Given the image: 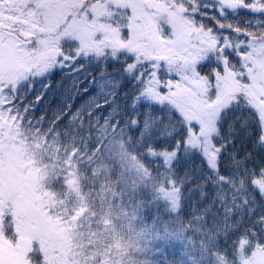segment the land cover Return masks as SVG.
<instances>
[{"label":"trees","instance_id":"trees-1","mask_svg":"<svg viewBox=\"0 0 264 264\" xmlns=\"http://www.w3.org/2000/svg\"><path fill=\"white\" fill-rule=\"evenodd\" d=\"M174 1L195 27L221 41L264 40V22L257 23L264 10L232 9L222 0ZM112 16L109 23L126 40L129 11ZM77 45L64 40L63 65L9 97L28 135L43 140L41 151L53 149L55 161L42 162L60 168L47 170L45 189L64 208L81 211L69 239L70 263L243 264L263 249L264 225L253 230L247 218L238 224L239 212L226 218L225 209L234 207L233 198L243 199L242 184L264 180V101L240 95L217 112L211 137L216 159L209 166L186 143L194 122L184 115L181 92L165 97L180 80L179 69L162 62L153 75V64L134 66L141 60L136 51L111 44L76 55ZM224 53L199 61L194 73L211 81L225 66L242 70L243 54ZM148 79L159 85L160 102L145 97ZM109 101L111 107H98ZM69 175L78 192L66 190ZM170 183L178 192L176 208L165 198Z\"/></svg>","mask_w":264,"mask_h":264},{"label":"rangeland","instance_id":"rangeland-1","mask_svg":"<svg viewBox=\"0 0 264 264\" xmlns=\"http://www.w3.org/2000/svg\"><path fill=\"white\" fill-rule=\"evenodd\" d=\"M24 1L14 4L8 22H0V70L9 75L13 93L27 81L63 65L64 40L77 42L76 55L111 44L136 51V59L141 60L134 66L153 64V75L159 63L169 62L181 75L176 85H169L165 97L181 92L184 115L194 122L186 143L209 166L216 159L211 137L217 112L240 95L264 101V40L221 41L216 34L195 27L174 0L147 4V13L143 0H43L41 6L36 4L40 0ZM125 11H129V20L123 40L119 26L109 22L112 15ZM164 28L168 29L165 34ZM225 50L243 54L242 70L228 71L225 66L224 73H214L211 81L194 73L196 63L224 55ZM5 65L13 67L6 72ZM148 85L145 97L160 102L159 85L149 79ZM3 91L0 89V264H71L69 239L81 211L64 208L45 189L47 170L60 168L55 162L48 166L42 162L54 159L53 149L41 151L43 140L34 139L35 132L28 135ZM192 109L194 113H189ZM262 120L264 134V116ZM62 166L68 170V165ZM69 176L66 190L78 192L75 178ZM165 195L176 208L179 198L174 185L170 183ZM116 248L124 250L120 242ZM243 264H264V248Z\"/></svg>","mask_w":264,"mask_h":264},{"label":"snow or ice","instance_id":"snow-or-ice-1","mask_svg":"<svg viewBox=\"0 0 264 264\" xmlns=\"http://www.w3.org/2000/svg\"><path fill=\"white\" fill-rule=\"evenodd\" d=\"M222 3H225L232 9H235L237 5H239L241 8L248 9L253 12L264 10V0H222ZM261 22L264 21H257V23ZM106 106L111 107L112 102L109 101L107 105H98V107L101 108ZM133 107H135L134 104ZM113 111H115L114 108ZM109 122L111 121L109 120ZM259 142L264 144V134L260 136ZM261 175H264V168L261 169ZM242 187H244L245 192L243 199L237 203L235 198H233L234 207L225 209L226 218L236 215V212L238 211L239 216L237 223L242 224L245 222V218H247L248 221L252 222L251 227L255 230L257 225H264V182L255 181L253 184L246 187L242 184ZM249 187L251 188L250 192L248 190ZM258 209L259 211H257Z\"/></svg>","mask_w":264,"mask_h":264},{"label":"flooded vegetation","instance_id":"flooded-vegetation-1","mask_svg":"<svg viewBox=\"0 0 264 264\" xmlns=\"http://www.w3.org/2000/svg\"><path fill=\"white\" fill-rule=\"evenodd\" d=\"M17 2H19V0H0V22L4 21V20L6 22L9 21L10 17L8 14L11 13L12 8L14 9V4ZM23 2L26 3L24 0H23ZM35 2H36V0H35ZM43 2H45V1L40 0V2H38L36 4H39L41 6V4ZM34 7H35V3H34ZM4 67H6V69H7L5 71L9 72V69L12 68L13 65L12 66L5 65ZM3 72H4L3 70H0V89L2 91L4 90L2 93H5V94H7V97H10V96H12L13 88L11 86H8L9 85L8 84V76L9 75H4Z\"/></svg>","mask_w":264,"mask_h":264}]
</instances>
